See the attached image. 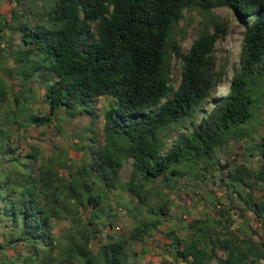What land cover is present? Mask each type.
Instances as JSON below:
<instances>
[{
	"label": "trees",
	"instance_id": "obj_1",
	"mask_svg": "<svg viewBox=\"0 0 264 264\" xmlns=\"http://www.w3.org/2000/svg\"><path fill=\"white\" fill-rule=\"evenodd\" d=\"M14 3L9 16L0 13V264H132V246L147 243L170 220V201L157 196L154 181L161 179L172 193L176 178L188 176L200 184L215 171L242 204V213H250L264 230V137L256 139L242 126L257 106L252 80L264 74V0ZM221 7L244 20L245 29L229 90L206 112L200 108L214 99L226 76L227 61L215 56L216 43L229 30L213 12ZM192 11L201 19L183 52L179 22ZM172 58L181 60L176 87ZM35 86L43 90L42 100ZM102 97L110 101L96 143ZM199 110L201 119L194 124ZM77 115L89 119L94 136L69 139L67 147L54 144L48 155L37 144L15 155L12 136L18 144V133L32 125H51L62 134V124ZM178 127L190 131L167 146L168 130ZM234 137L243 142L244 162L230 168L216 149ZM128 160L129 179L123 182ZM123 191L132 199L124 201ZM219 202L209 192L204 205L212 215L181 219L163 232L173 261L160 264L264 260V239L243 234L242 228L223 231L229 225ZM122 208L131 221L119 234L114 219ZM15 243L22 249L4 252Z\"/></svg>",
	"mask_w": 264,
	"mask_h": 264
},
{
	"label": "rangeland",
	"instance_id": "obj_2",
	"mask_svg": "<svg viewBox=\"0 0 264 264\" xmlns=\"http://www.w3.org/2000/svg\"><path fill=\"white\" fill-rule=\"evenodd\" d=\"M14 6V0H0V13L9 16L8 12ZM18 12H21L19 8ZM213 12L223 20L227 21L229 25L226 37L223 40L218 41L215 45V56L217 57L218 62L221 63L227 61V67L223 83L218 86L217 91L213 94L214 99H209V101L200 108L201 111L206 112L213 107L215 99L221 98L229 90V81L234 73V69L238 66L241 43L245 29L244 20L238 18L230 9L224 7L215 8L213 9ZM190 15V17L180 20L178 27V37L181 40L179 44L183 52L188 51L191 42L197 36L198 21L201 19V16L195 11H192ZM180 66L181 60L179 58H172V83L175 87L178 85L181 76ZM252 81V93L253 96H255V104L257 106L254 118L242 126L251 131L256 139H260L264 137V74H256ZM35 87L37 88H35L37 96L42 100L41 94L43 90L38 88V86ZM109 101L110 98L105 97H102L97 101L100 115L95 125L96 143L102 140V111L104 107L108 106ZM200 110L199 112H196L194 124L198 123L201 119L202 114H200ZM88 123L89 119L86 116L77 115L71 119V121H65V123L62 124V134L57 133L56 129L51 125L48 127H36L32 125L27 131L22 130L18 133L17 136L20 138L18 144L16 143L17 140L14 136L11 137L10 142L12 146L16 148L15 155H25L26 151L30 149L32 144H37L39 148L48 155L53 150L54 144L67 147L69 139H72L73 142H77L81 137L89 139V137L94 136L93 132L87 128ZM188 123L189 120H186L185 124ZM190 129L186 130L183 127H178V129L175 130H168L167 135L165 136L166 145H170L177 135L183 132H189ZM164 132H166V130H164ZM88 141L90 142V140ZM242 146L243 142L239 138L234 137L226 144L218 147L216 153L221 163L224 164L225 161H228L230 163L229 167L232 168L234 164L244 162L242 157H240V153L243 150ZM75 155L77 154H73V157ZM248 163L254 165L255 162L251 159ZM130 170L131 161L128 160L124 163L121 169V181L126 182L129 179ZM221 176V173L215 171L213 172V176H209L200 184L197 183V180L188 179V176L176 178V187L172 193L167 192V188H165L162 185V181H160L161 179H156L152 187L154 190H159L157 196H163L165 199L168 197L171 205L169 210L170 220L168 223H165L164 226H160L161 231L154 234L147 243H135L132 246V250L136 252L133 256L132 264H160L163 260L167 259L173 261L171 254L165 251V244H167L168 240L164 237L163 232L168 230L169 227L179 224V220L181 219L182 222L185 223L190 222L195 218H205L206 216L212 215V209L204 205L209 192L219 199L220 204L217 206L226 210L224 213L225 216L223 217L225 224L229 225V227L223 229L226 234H229L228 232H234L238 230V228H242L243 234L252 235L254 239H264V230L260 228L250 213H242V204L237 197H235V194H229L228 189L224 187L220 181ZM260 193V190L256 191V195H259ZM121 194L124 201L132 199L127 191H123ZM156 199L157 197H155L154 200ZM133 201H135V199ZM227 206H230L232 209L228 211ZM85 215H88V212H86ZM130 221L131 218L126 211L123 208L120 209L117 217L114 219V227H118L116 230L117 233L123 234ZM244 223H247L250 228H245L243 225ZM60 227H62V225H60ZM107 230L108 232L111 231L109 228ZM177 233L183 235L184 230H178ZM21 249V243H15L11 248L4 250V252H18ZM258 264H264V260L260 261Z\"/></svg>",
	"mask_w": 264,
	"mask_h": 264
}]
</instances>
